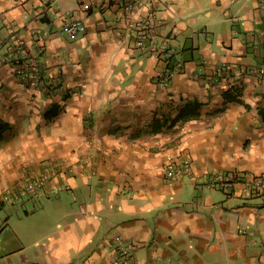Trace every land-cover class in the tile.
Listing matches in <instances>:
<instances>
[{
	"label": "crops",
	"instance_id": "crops-1",
	"mask_svg": "<svg viewBox=\"0 0 264 264\" xmlns=\"http://www.w3.org/2000/svg\"><path fill=\"white\" fill-rule=\"evenodd\" d=\"M0 118V264H264V0H0Z\"/></svg>",
	"mask_w": 264,
	"mask_h": 264
},
{
	"label": "built area",
	"instance_id": "built-area-1",
	"mask_svg": "<svg viewBox=\"0 0 264 264\" xmlns=\"http://www.w3.org/2000/svg\"><path fill=\"white\" fill-rule=\"evenodd\" d=\"M138 6V2L128 4V8L130 11H134ZM82 7L87 11L89 5L83 3ZM138 24L141 26V33L138 37V46H142V37L144 36V34L151 33L157 26V22L153 18L147 16L139 19ZM8 26L12 30L17 29V25L13 22L8 23ZM61 30L69 36H74L77 33L84 32L86 30V24L82 19L76 18L73 15H69L63 21ZM18 43L20 42L18 41ZM154 46L155 48H158L157 45ZM181 66L182 62L176 61V67L180 68ZM189 168L190 162L188 160H183L180 164L171 165L167 170V175L173 177L177 174L184 173ZM46 180V175H42L41 177L32 179L31 183H28L25 188L23 187V189L19 190L18 192L5 194L2 199H0V204L4 200L18 199L27 191L35 192L36 190H43L46 186ZM207 182L213 185H217L220 188L234 187L236 183L242 182L244 183V189L249 193H264V174L251 175L250 177H248V175L244 171L239 170H229L224 172L216 171L211 174Z\"/></svg>",
	"mask_w": 264,
	"mask_h": 264
},
{
	"label": "trees",
	"instance_id": "trees-1",
	"mask_svg": "<svg viewBox=\"0 0 264 264\" xmlns=\"http://www.w3.org/2000/svg\"><path fill=\"white\" fill-rule=\"evenodd\" d=\"M239 95V91L236 90L235 88L231 89V90H227L225 93H224V97L226 100H239L237 99V96ZM195 103V102H194ZM196 105L195 106H192L191 108L187 109V108H184L182 109V111L180 112L181 115L180 116H191V115H194L195 114V109L197 108V103H195ZM194 105V104H193ZM7 123L4 122L1 118H0V138H1V135H2V132L7 128Z\"/></svg>",
	"mask_w": 264,
	"mask_h": 264
},
{
	"label": "rangeland",
	"instance_id": "rangeland-1",
	"mask_svg": "<svg viewBox=\"0 0 264 264\" xmlns=\"http://www.w3.org/2000/svg\"><path fill=\"white\" fill-rule=\"evenodd\" d=\"M66 189H64V190H60V191H65ZM59 192V191H58ZM45 195V194H44ZM9 207H10V204H8V205H6V207H5V210L4 211H2L1 212V214H0V216H7V214H6V212H8L9 211ZM10 212V211H9ZM8 218V217H7ZM6 228H9V227H4V229H6ZM8 231V230H7ZM7 231H5L4 233L6 234V235H9V232H7ZM0 240H1V237H0ZM11 248H13V245H11Z\"/></svg>",
	"mask_w": 264,
	"mask_h": 264
}]
</instances>
